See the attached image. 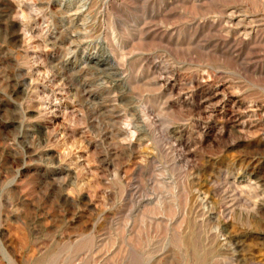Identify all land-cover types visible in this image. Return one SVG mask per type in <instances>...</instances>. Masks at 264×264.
<instances>
[{
	"label": "rangeland",
	"instance_id": "374dc122",
	"mask_svg": "<svg viewBox=\"0 0 264 264\" xmlns=\"http://www.w3.org/2000/svg\"><path fill=\"white\" fill-rule=\"evenodd\" d=\"M0 264H264V0H0Z\"/></svg>",
	"mask_w": 264,
	"mask_h": 264
}]
</instances>
